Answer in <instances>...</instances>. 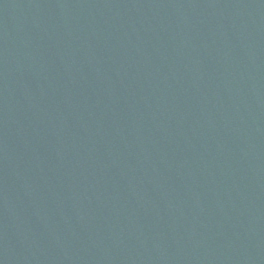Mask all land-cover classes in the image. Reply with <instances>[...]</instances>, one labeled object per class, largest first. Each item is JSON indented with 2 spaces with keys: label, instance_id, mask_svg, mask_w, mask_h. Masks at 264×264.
<instances>
[{
  "label": "water",
  "instance_id": "1",
  "mask_svg": "<svg viewBox=\"0 0 264 264\" xmlns=\"http://www.w3.org/2000/svg\"><path fill=\"white\" fill-rule=\"evenodd\" d=\"M0 264H264V0H0Z\"/></svg>",
  "mask_w": 264,
  "mask_h": 264
}]
</instances>
